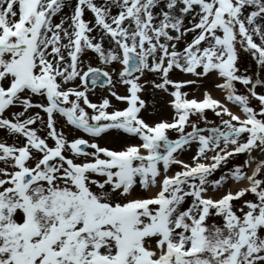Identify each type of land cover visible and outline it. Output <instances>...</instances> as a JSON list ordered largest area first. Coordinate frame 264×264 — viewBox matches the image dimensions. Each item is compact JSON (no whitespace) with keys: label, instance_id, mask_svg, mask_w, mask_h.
I'll use <instances>...</instances> for the list:
<instances>
[{"label":"snow or ice","instance_id":"snow-or-ice-1","mask_svg":"<svg viewBox=\"0 0 264 264\" xmlns=\"http://www.w3.org/2000/svg\"><path fill=\"white\" fill-rule=\"evenodd\" d=\"M0 264H264V0H0Z\"/></svg>","mask_w":264,"mask_h":264},{"label":"rangeland","instance_id":"rangeland-1","mask_svg":"<svg viewBox=\"0 0 264 264\" xmlns=\"http://www.w3.org/2000/svg\"><path fill=\"white\" fill-rule=\"evenodd\" d=\"M249 67H250V65H249ZM211 87L212 86L209 85V88H211ZM207 114H208V116H209L210 119H215V117L213 116V114L211 113V111H209ZM242 160H243V156H239V157L236 158V162H242Z\"/></svg>","mask_w":264,"mask_h":264},{"label":"bare ground","instance_id":"bare-ground-1","mask_svg":"<svg viewBox=\"0 0 264 264\" xmlns=\"http://www.w3.org/2000/svg\"><path fill=\"white\" fill-rule=\"evenodd\" d=\"M214 93L219 94L220 92L218 90H215ZM220 94L218 96H220ZM229 107H232V106L229 105Z\"/></svg>","mask_w":264,"mask_h":264}]
</instances>
